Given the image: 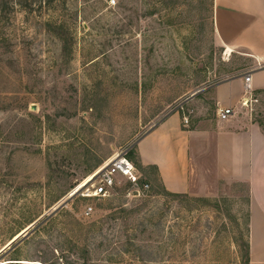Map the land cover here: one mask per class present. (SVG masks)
Wrapping results in <instances>:
<instances>
[{"label":"rangeland","instance_id":"374dc122","mask_svg":"<svg viewBox=\"0 0 264 264\" xmlns=\"http://www.w3.org/2000/svg\"><path fill=\"white\" fill-rule=\"evenodd\" d=\"M13 7L0 23V253L38 224L0 264H245L249 189L174 197L136 150L167 117L212 118L208 90L250 63L225 48L215 0ZM246 111L264 128V97ZM122 153L148 190H77Z\"/></svg>","mask_w":264,"mask_h":264},{"label":"crops","instance_id":"0c3cea01","mask_svg":"<svg viewBox=\"0 0 264 264\" xmlns=\"http://www.w3.org/2000/svg\"><path fill=\"white\" fill-rule=\"evenodd\" d=\"M215 16L229 55L250 63L208 90L215 105L212 118L185 126L179 114L167 117L136 150L141 165L153 168L173 194L214 197L228 186H246L250 264H264V128L241 106L245 74L252 75L259 101L264 97V0H215ZM229 108L235 115L221 120L220 110Z\"/></svg>","mask_w":264,"mask_h":264},{"label":"built area","instance_id":"2783aa9c","mask_svg":"<svg viewBox=\"0 0 264 264\" xmlns=\"http://www.w3.org/2000/svg\"><path fill=\"white\" fill-rule=\"evenodd\" d=\"M259 102L255 94V90L252 85V75H245V87H244V98L242 100L241 106L243 108H252L255 104ZM235 110L232 108L222 109L219 112L221 120H228L233 115H235ZM185 126H189L190 119L185 116L183 119ZM96 182L93 185L92 190L86 197H106L110 191L120 183V180H126L133 186H137L140 190H148L150 185L147 182H142L141 176L138 173L136 165L128 157L127 153H122L116 155L110 161H108L104 166H102L96 175ZM93 212V208H87L85 214L90 216Z\"/></svg>","mask_w":264,"mask_h":264},{"label":"trees","instance_id":"16d2710c","mask_svg":"<svg viewBox=\"0 0 264 264\" xmlns=\"http://www.w3.org/2000/svg\"><path fill=\"white\" fill-rule=\"evenodd\" d=\"M34 1L35 0H0V23H4V25H6V22L9 21L10 15L15 9L13 7L14 3L27 10H32ZM60 27L61 26L58 27L59 30H60ZM58 28H55L54 24H51V29H53V31H55ZM55 33H59L58 30H56ZM58 35H62V33ZM169 195L176 197V196H179L180 194L169 193ZM245 258H246L245 264H250V243L248 244V250L245 255Z\"/></svg>","mask_w":264,"mask_h":264},{"label":"water","instance_id":"95a60500","mask_svg":"<svg viewBox=\"0 0 264 264\" xmlns=\"http://www.w3.org/2000/svg\"><path fill=\"white\" fill-rule=\"evenodd\" d=\"M197 95V94H195ZM35 107V106H34ZM35 110V109H34ZM38 223H34L32 224L30 227H28L27 229H25V231L19 235V237H17L15 240L13 239L12 243L5 249L3 250L0 254H2L3 252H5L7 249H9L10 247H12L14 244H16L18 241H20L22 239V237H26V235H28L32 229H34V227H36Z\"/></svg>","mask_w":264,"mask_h":264},{"label":"bare ground","instance_id":"6f19581e","mask_svg":"<svg viewBox=\"0 0 264 264\" xmlns=\"http://www.w3.org/2000/svg\"><path fill=\"white\" fill-rule=\"evenodd\" d=\"M231 52V51H230ZM98 172V171H97ZM97 172L94 173L90 178H88V180H86L85 182H83L79 188H77V190L82 189L83 187H85L86 185H88L89 183L93 182L96 178Z\"/></svg>","mask_w":264,"mask_h":264}]
</instances>
